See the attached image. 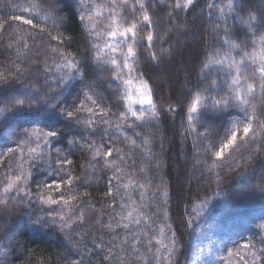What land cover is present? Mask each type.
<instances>
[{
	"label": "snow or ice",
	"instance_id": "1",
	"mask_svg": "<svg viewBox=\"0 0 264 264\" xmlns=\"http://www.w3.org/2000/svg\"><path fill=\"white\" fill-rule=\"evenodd\" d=\"M196 3L77 0L79 20L91 44L92 62L109 74L110 82H117L116 110L104 105L91 86L82 90L79 103L70 108L58 107L61 98L49 95L56 89L41 92L35 83L23 84L7 103L0 105L4 122L25 110H52L65 118L66 129L76 127L87 133L86 137L67 140L69 149L90 154L83 166V179L72 172L71 151L56 148L53 157V141L64 135L59 130L26 128L14 147L0 151V211L32 209L38 202L40 215L34 224L50 222L69 238L77 227L86 226L84 235L91 236L92 247L83 244L81 236V247L73 246L75 258H65L66 264H173L179 243L177 231L168 222L167 207L161 206L167 205L169 190L162 182L154 185L147 170L142 166L137 169L133 158L137 150L142 157L152 155L150 134L159 123L153 87L138 70V61L142 46L153 61L158 60L152 51L158 38L154 30L157 5L162 11L167 9L172 22L167 31L171 32L187 30V21L178 17L182 12L195 11ZM10 7L18 9L19 14L0 20V49L8 60L7 67L0 65V92L22 81L32 65H42L46 83L53 80L62 85L83 77L80 61L64 47L70 38L60 31L64 18L57 14L56 0H23ZM206 7L209 20H216L212 32L217 46L205 54L195 90L189 89L183 139L193 137L194 149L198 154L203 152L195 163L214 172L241 159L248 164L264 154V3L211 0ZM229 18L239 22V30L229 24ZM168 51L161 49V53ZM168 110L175 111L171 107ZM37 161L47 162L48 175L54 178L38 184L34 194L32 168ZM101 171L105 172L107 191L101 208L95 209L90 193L81 192L80 187L86 181H99ZM256 188L264 193V160ZM158 198H162L160 203ZM208 203L206 198L194 205L196 217L187 220L188 228L203 214L201 205ZM258 227L264 231V222ZM260 244L258 248L250 236L221 259L224 264H264V237Z\"/></svg>",
	"mask_w": 264,
	"mask_h": 264
},
{
	"label": "trees",
	"instance_id": "2",
	"mask_svg": "<svg viewBox=\"0 0 264 264\" xmlns=\"http://www.w3.org/2000/svg\"><path fill=\"white\" fill-rule=\"evenodd\" d=\"M21 2L23 0H0V20L19 14V10L10 5ZM209 2L211 0H197L195 11L180 13L178 19L187 21V30L173 29L171 32L167 31L172 24L166 15L167 9L162 11V6L158 4L154 10V30L158 38L152 49L158 60L153 61L142 46L138 61V70L144 72L153 87L159 123L150 134L152 155L142 157L137 150L133 158L137 162V169L142 166L147 170L154 185L162 182L169 190L168 203L161 206L167 207L168 222L177 231L179 243L173 264H224L221 258L226 257L228 250L234 249L237 243H243L251 236L259 248L260 239L264 237V231L258 227L264 222V193L256 188L261 180L264 154L253 158L248 164L241 159L236 164L209 172L195 163L203 157V152H196L193 137L183 139L187 127L185 112L189 103V89L195 90L197 74L205 54L217 46L212 32L216 20L208 18L206 5ZM215 2L221 3L223 0ZM255 2L260 4L264 0ZM202 7L203 12L200 11ZM56 8L57 14L64 18L60 31L70 38L64 47L80 61L83 77L77 76L62 85L53 80L46 83L42 65H32L31 71L25 74L22 81H16L0 92V105L7 103L16 90L22 89L23 84L35 83L41 92L56 89L49 95L61 98L58 107L70 108L79 103L83 99L82 90L91 86L104 105L116 110L119 107L115 91L117 82H110L109 74L97 69L92 62L91 44L79 20L77 0H56ZM228 22L235 30L240 29L239 22L231 18ZM161 49L169 51L161 53ZM0 65L8 66L3 49H0ZM0 70L3 68L0 67ZM169 107L175 111H169ZM66 123L58 111L52 110H25L7 122L0 119V151L9 146L14 147V141L26 128L59 130L64 135L61 140L53 141V157L56 148L71 151L69 158L73 161L72 172L83 179V166L90 159V154L77 148L69 149L67 140L73 136H77V139L86 137L87 133L76 127L66 129ZM212 123L218 124L219 121ZM197 126L200 127V124ZM137 142H140L139 139ZM128 163L131 164V160ZM32 172L31 188L34 194L38 184L54 178L48 175L47 162H35ZM98 175L101 178L99 181H86L80 187L81 192L90 193V203L95 209L101 208L107 191L105 172L101 171ZM206 198L209 203L201 205L203 214L194 220L192 228H188L187 220L196 217L194 205L201 204ZM160 201L162 198H158L157 202ZM38 215V202L33 203L32 209H15L8 213L0 211V264H66L65 258L69 261L75 258L73 246L81 247V236L82 243L92 247L91 236L84 235L86 226L77 227L69 238L55 224H34L33 220ZM45 221H48L47 217Z\"/></svg>",
	"mask_w": 264,
	"mask_h": 264
}]
</instances>
